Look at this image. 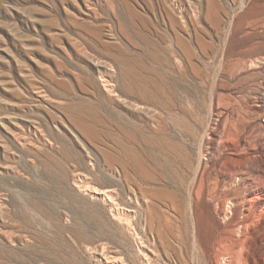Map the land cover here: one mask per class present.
Segmentation results:
<instances>
[{"label":"rangeland","instance_id":"1","mask_svg":"<svg viewBox=\"0 0 264 264\" xmlns=\"http://www.w3.org/2000/svg\"><path fill=\"white\" fill-rule=\"evenodd\" d=\"M260 176L264 0H0V264H264Z\"/></svg>","mask_w":264,"mask_h":264},{"label":"bare ground","instance_id":"2","mask_svg":"<svg viewBox=\"0 0 264 264\" xmlns=\"http://www.w3.org/2000/svg\"><path fill=\"white\" fill-rule=\"evenodd\" d=\"M239 136V135H238ZM203 166V165H202ZM202 170V169H201ZM258 183L260 184V187L262 188L261 192L258 193L257 195V199H260L264 202V178H262L261 176L257 178ZM203 181V180H202ZM195 195L197 198H200L201 195H210L211 194V188L209 185H204L202 182H200L199 184H197L196 188H195ZM255 199V198H252ZM252 199H248L247 201L250 202ZM246 201V202H247ZM252 204V203H251ZM230 211V210H229ZM239 212V211H238ZM236 244V243H235ZM106 259V258H105ZM105 264V263H104ZM107 264V263H106Z\"/></svg>","mask_w":264,"mask_h":264}]
</instances>
